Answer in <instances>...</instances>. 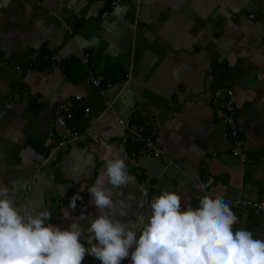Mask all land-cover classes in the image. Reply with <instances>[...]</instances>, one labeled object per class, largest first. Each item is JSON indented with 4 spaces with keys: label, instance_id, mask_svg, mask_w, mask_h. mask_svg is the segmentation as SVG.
<instances>
[{
    "label": "crops",
    "instance_id": "obj_1",
    "mask_svg": "<svg viewBox=\"0 0 264 264\" xmlns=\"http://www.w3.org/2000/svg\"><path fill=\"white\" fill-rule=\"evenodd\" d=\"M115 1L0 0V188L14 189L19 208L50 211L47 224L79 223L88 248L99 210L87 189L122 149L136 184L113 188L114 203L128 204L117 219H146L162 190L180 195L182 211L220 196L238 218L233 231L264 240V213L243 206L264 199V0ZM95 77L97 89L86 84ZM226 89L254 163L230 155L214 116L212 100ZM74 96L85 106H75L71 127L83 135L60 150L52 112ZM150 119L166 163L138 154L128 137L126 124L149 135ZM132 250L121 264H131ZM82 264L101 261L86 253Z\"/></svg>",
    "mask_w": 264,
    "mask_h": 264
},
{
    "label": "clouds",
    "instance_id": "obj_2",
    "mask_svg": "<svg viewBox=\"0 0 264 264\" xmlns=\"http://www.w3.org/2000/svg\"><path fill=\"white\" fill-rule=\"evenodd\" d=\"M122 151L105 159L104 169L87 189L99 210L88 227L94 234L87 237L88 248L79 240L83 232L79 223L74 221L65 230L47 224L50 211L19 208L9 196L14 189L0 188V264H82L86 253L101 264H121L133 246L131 264H264V240L254 239L248 230L233 231L238 218L220 196H202L199 207L182 211L180 195L162 190L151 200L146 219L127 223L117 219V214L129 215L128 204L123 199L114 203L113 188L136 184ZM106 181L112 188L105 186ZM142 195L146 197L147 191ZM79 198L72 197L71 209ZM84 219L81 214L79 220Z\"/></svg>",
    "mask_w": 264,
    "mask_h": 264
},
{
    "label": "built area",
    "instance_id": "obj_3",
    "mask_svg": "<svg viewBox=\"0 0 264 264\" xmlns=\"http://www.w3.org/2000/svg\"><path fill=\"white\" fill-rule=\"evenodd\" d=\"M120 0H116L112 3V6H116ZM137 3L140 0H136ZM256 18L255 15H250L249 19ZM264 19V13L261 16ZM101 78L95 77L86 81V84L91 85L93 88H100ZM212 103L214 105V116L216 120L222 124L224 127V137L227 138L230 143V155L234 158L239 159L241 162L254 163V159H249L245 152V143L241 138V128L238 126L234 118V107H235V97L230 89L223 90L215 94ZM84 107L85 103L81 96H74L71 98L59 101L52 112L53 121L55 126L60 130V138L57 143L58 149H65L68 145L77 141L81 138L83 133L72 129L71 123L75 116V106ZM107 107L110 104L106 102ZM85 112H88L87 107L84 108ZM146 125L151 127L150 134L145 135L142 133V129L135 128L129 125H125L129 133L128 137L136 141L140 145V150L138 154L147 155L154 159L162 162H167V158L164 152L160 149L155 139L157 134V128L154 126L153 120L150 119L145 122ZM138 154H132L131 157L135 158ZM204 188L209 187V183L199 182ZM243 206L249 209L256 217H260L264 213V199L257 202H244Z\"/></svg>",
    "mask_w": 264,
    "mask_h": 264
},
{
    "label": "trees",
    "instance_id": "obj_4",
    "mask_svg": "<svg viewBox=\"0 0 264 264\" xmlns=\"http://www.w3.org/2000/svg\"><path fill=\"white\" fill-rule=\"evenodd\" d=\"M76 115V114H75ZM73 122V121H72Z\"/></svg>",
    "mask_w": 264,
    "mask_h": 264
}]
</instances>
